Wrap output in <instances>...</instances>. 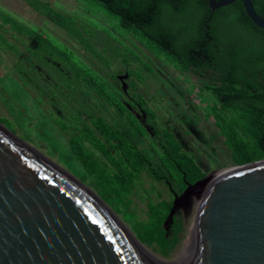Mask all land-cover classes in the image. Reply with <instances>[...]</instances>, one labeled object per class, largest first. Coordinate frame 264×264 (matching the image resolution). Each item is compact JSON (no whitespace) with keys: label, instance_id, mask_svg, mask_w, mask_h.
Returning <instances> with one entry per match:
<instances>
[{"label":"rangeland","instance_id":"rangeland-1","mask_svg":"<svg viewBox=\"0 0 264 264\" xmlns=\"http://www.w3.org/2000/svg\"><path fill=\"white\" fill-rule=\"evenodd\" d=\"M202 85L86 0H0V125L91 200V180L83 177L61 129L66 125L70 134L98 116L157 163L168 132L206 176L235 167L212 115L215 99ZM153 175L143 172L127 198L132 218L108 207L112 217L93 201L159 261L163 252L136 242L133 224L147 223L149 202L174 200L172 214L191 196L185 190L175 201L178 180L167 172L160 180Z\"/></svg>","mask_w":264,"mask_h":264},{"label":"trees","instance_id":"trees-1","mask_svg":"<svg viewBox=\"0 0 264 264\" xmlns=\"http://www.w3.org/2000/svg\"><path fill=\"white\" fill-rule=\"evenodd\" d=\"M86 1L114 17L124 30L156 47L181 72L202 82V90L215 99L212 115L232 165L264 160V31L247 17L240 0L213 14L208 0ZM250 1L264 20V0ZM148 114L154 119L151 111ZM67 128L63 125L61 130L69 135L68 149L81 166L83 177L91 180L87 186L116 215L132 218L127 198L143 172H167L175 177L177 197L206 176L171 133L166 132L157 163L141 152L125 131L102 117L70 134ZM160 175L153 176L160 180ZM173 206L174 200L149 202L147 223L133 224L135 239L149 248L155 245L163 253L171 250L179 226L168 236L163 224Z\"/></svg>","mask_w":264,"mask_h":264},{"label":"water","instance_id":"water-1","mask_svg":"<svg viewBox=\"0 0 264 264\" xmlns=\"http://www.w3.org/2000/svg\"><path fill=\"white\" fill-rule=\"evenodd\" d=\"M236 1L208 0V8L213 14ZM240 1L264 31L252 2ZM20 146L0 137V264H264V165L224 178L183 202L164 225L168 236L179 226L177 242L154 262L146 261L86 195ZM260 163L264 160L231 168Z\"/></svg>","mask_w":264,"mask_h":264},{"label":"bare ground","instance_id":"bare-ground-1","mask_svg":"<svg viewBox=\"0 0 264 264\" xmlns=\"http://www.w3.org/2000/svg\"><path fill=\"white\" fill-rule=\"evenodd\" d=\"M0 128H2V129H4L1 125H0ZM5 130V129H4ZM6 131V130H5ZM7 132V131H6ZM0 137L2 138V139H4V140H6V141H8L9 143H11V144H13V145H18V144H20V145H22L21 143H16L14 140H12V139H10L3 131H0ZM21 147V149H23L25 152H26V154H28L33 160H35V161H37V162H39V163H41V164H43L45 167H47L48 169H50L48 166H46L43 162H41L38 158H36L35 156H34V154L32 153V152H30L29 150H27L25 147H24V145H22V146H20ZM27 147V146H26ZM264 165V163H260V164H256V165H254V166H250V167H246V168H239V169H232V168H228V169H225V170H223V171H220V172H217V173H214V175H212V176H210L208 179H206L205 181H203L202 183H200V184H198L197 186H195V187H193V188H191L189 191H187L186 193H190V196H191V198L192 197H196V196H198V195H200V194H202V193H204V192H206V191H209V190H212V188L220 181V180H222V179H224V178H227V177H229V176H231V175H234V174H237V173H240V172H243V171H245V170H250V168H256V167H261V166H263ZM54 174H56L58 177H60L61 179H63L65 182H67L69 185H71V186H73V187H75V185L73 184V182H72V180H70L71 182H69L68 180H66L63 176H60L58 173H56V172H54L52 169H50ZM71 177V176H70ZM70 179V178H69ZM82 186V185H81ZM83 187V186H82ZM76 188V187H75ZM83 190L85 191V192H87L88 193V191L87 190H85L84 188H83ZM85 195V194H84ZM91 195V194H90ZM91 197H92V199L94 200V201H96L97 203H99L100 205H102V207L104 208V209H106V211L112 216L113 214H112V212L110 213V211L96 198V196L95 197H93L92 195H91ZM88 198V197H87ZM90 201H92V203H94L112 222H113V224L114 225H116V227H118V229L120 230V232L122 233V235L124 236V238L128 241V242H130V244H132L138 251H139V253L141 254V256H143L144 257V259L146 260V261H154V262H156V261H158V260H155V259H153L148 253H146L142 248H141V246L139 245V244H136V243H134V241H132V239H130L122 230H121V227L123 228L124 226L119 222V226L111 219V217L106 213V212H104L103 211V209H101L100 208V206L96 203V202H94L93 200H91L90 198H88ZM180 200V199H179ZM114 216V215H113ZM112 216V217H113Z\"/></svg>","mask_w":264,"mask_h":264}]
</instances>
